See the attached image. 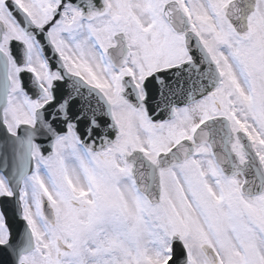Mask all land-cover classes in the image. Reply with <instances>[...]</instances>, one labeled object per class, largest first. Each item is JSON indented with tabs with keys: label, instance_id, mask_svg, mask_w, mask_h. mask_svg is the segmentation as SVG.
<instances>
[{
	"label": "snow or ice",
	"instance_id": "snow-or-ice-1",
	"mask_svg": "<svg viewBox=\"0 0 264 264\" xmlns=\"http://www.w3.org/2000/svg\"><path fill=\"white\" fill-rule=\"evenodd\" d=\"M0 264H264V0H0Z\"/></svg>",
	"mask_w": 264,
	"mask_h": 264
},
{
	"label": "water",
	"instance_id": "water-1",
	"mask_svg": "<svg viewBox=\"0 0 264 264\" xmlns=\"http://www.w3.org/2000/svg\"><path fill=\"white\" fill-rule=\"evenodd\" d=\"M22 228H23V223L18 219L12 222V231L14 235L18 234L22 230Z\"/></svg>",
	"mask_w": 264,
	"mask_h": 264
}]
</instances>
